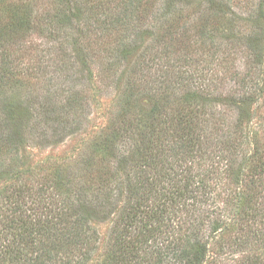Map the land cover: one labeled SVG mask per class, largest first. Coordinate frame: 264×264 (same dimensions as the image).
<instances>
[{
	"label": "trees",
	"instance_id": "trees-1",
	"mask_svg": "<svg viewBox=\"0 0 264 264\" xmlns=\"http://www.w3.org/2000/svg\"><path fill=\"white\" fill-rule=\"evenodd\" d=\"M176 1L167 0V5L159 9L150 8V16L154 21L149 25L139 21V17L148 10L140 3L135 6L120 2L117 9H105L94 17V22L101 25L98 30L122 37L123 47L132 42V37L138 36L139 41L152 37L148 51L142 53L138 78L135 76L123 89L120 118L125 126L116 127L104 141L99 142L98 151L106 163L110 165L115 160L119 167V171H116L108 165L100 184L104 185L107 178L108 186L105 190L108 197L118 190L124 191L126 196L125 200H121L122 205L118 206L104 255L96 264H207L210 246L218 235H226L225 232L235 230L243 222L255 220L257 224L264 223V211H256L254 214L255 208L246 221L252 204L248 200L250 193L259 188L264 194L263 161L256 184L249 189L245 188L249 193L246 195L241 189L236 193L238 202L230 200L229 204L236 207L233 214H226L228 205L225 209L217 205L221 193L216 190L222 191L225 181L231 177L240 182L242 180V172H234L236 161L233 158L226 160L223 157L225 152L220 148L225 147L232 155L239 157L236 153L241 143L225 140L223 135L216 140L217 143L208 135L212 133V125L215 123L214 115L209 117L208 111L215 103L205 98L212 95L210 86L203 88L198 81L207 75L206 69L197 71L194 67L197 59L190 56L181 59L179 56V53L188 52L195 45V52L209 53L210 63L221 58L227 59L236 48L231 44L236 41L232 36L236 29L233 19L235 13L229 4L222 1H205L206 5L201 3L193 12L195 20H198L196 27L202 31L192 34L190 22H182L181 18L174 15ZM257 2L254 10L255 25L248 31L244 47L249 50L248 53H257L258 66L261 67L264 66V0ZM73 10H65L63 16L53 18L60 26L58 33L74 24H81L75 23L80 21L79 12ZM204 19L207 21L203 22ZM131 24L134 26L131 27ZM125 29L130 31L129 35L123 34ZM54 32L50 31L54 40L56 35L61 40L64 38ZM92 33L90 30L83 32L86 39H82L81 43L85 42L87 48L75 43L80 52L75 54L84 58V65H89L86 52L90 48L88 41ZM225 40L231 45L226 44ZM63 47L59 48L58 59L52 64L56 68L59 65L55 74L66 70L68 57H74V54L65 53ZM120 55L118 53L116 57H108V62L118 59ZM9 60L3 59L0 79L9 70ZM30 70L27 68L28 74L33 75ZM46 70L43 68L44 73ZM182 90L191 92L181 98L179 92ZM261 92L262 89L253 90V96L249 94L244 97V101L228 100L229 106L236 107L247 118L249 105L258 102ZM143 95L150 101L148 110L140 106ZM183 105L187 111L180 113L178 108ZM55 113L56 109L51 108L45 123H41L56 126L61 118H55ZM9 120L10 123L15 122L14 113ZM246 121L240 117L235 122V128L242 129ZM80 123L82 121L77 124ZM61 125L67 128L62 122ZM213 128H218V134L219 131L225 132L222 127ZM19 135L12 132L11 136L0 141V185L7 182V186L5 184V187L0 188V264H89L98 251L99 241L97 232L88 225L90 215L94 216V212L87 211L82 201L75 205L76 201L86 197L88 191L81 187L69 195L62 179L56 182L53 179L30 189L33 191H29L27 201L24 189L30 186L23 181L25 175L16 173V169L11 164L6 165L2 157H9L14 149H19ZM43 136L44 140L48 139L46 132ZM252 159L243 157L241 167L251 164ZM198 161H202L204 167H199ZM196 165L199 173L193 175L192 170ZM174 170L176 173H171ZM157 171L165 174L158 176ZM120 173L124 183L115 187V176ZM176 177L179 180L175 182ZM212 177L208 182L207 179ZM111 212L117 211L114 209ZM213 216L219 219L209 225L207 222ZM263 236L261 233L259 238ZM234 245L247 251L249 238L238 243L233 241L230 248H235ZM243 261L239 259L236 264L250 263V260Z\"/></svg>",
	"mask_w": 264,
	"mask_h": 264
},
{
	"label": "rangeland",
	"instance_id": "rangeland-1",
	"mask_svg": "<svg viewBox=\"0 0 264 264\" xmlns=\"http://www.w3.org/2000/svg\"><path fill=\"white\" fill-rule=\"evenodd\" d=\"M205 1L210 0H187V2L178 0L175 3L174 15L176 18H181L182 22H190L192 34L199 31L196 27L198 20H195L193 12L201 3L206 5ZM217 1L229 4L235 13L233 19L236 29L232 36L236 41H232L231 44L236 48L233 54H230L227 59L221 58L210 63L209 53L195 52L197 47L194 45L188 52L179 53V56L182 57L181 59H184V56L197 59L194 66L197 71L206 69L207 75L198 81L203 88L210 86L212 95L205 98L215 103L208 111L209 117L213 114L215 118L212 133L208 135L210 134L215 142L223 135L225 140L230 139L231 142L241 143L240 150L236 153L240 155L239 157L232 155L225 147L220 148L225 152L223 157H226V160L233 158L236 161L234 172L237 174L240 173L239 171L242 172L241 182L231 177L232 179L225 181L226 185L223 186L222 191L216 190L221 193V196H218L217 205L224 209L228 205L229 210L226 214L230 216L233 214L232 211L236 210L233 204H229L230 200L238 202L236 193L241 189L246 195L249 193L245 188L249 189L256 184L261 171V162H264V66H258L257 53H248L249 50L247 51L244 47L245 41L248 40L247 33L255 25L256 11L254 10L259 0ZM120 2L135 6L140 3L146 7L148 10L139 17V21L146 25L154 21L150 16L152 11L150 8L159 9L162 5H167V0H0V67L4 58L10 59L9 70L3 73V79H0V141L8 135L11 136L12 132L20 133L21 140L18 150L14 149L9 157L6 155L2 157L6 165L11 164L10 166L16 169V173L25 175L23 181L28 182L30 186L24 189L27 201L29 191H33L30 189L37 188L53 179L55 182L62 179L64 189L68 190L69 195H73L72 192L81 187L88 191L86 197L80 201H76L74 196L73 198L76 201L75 205L82 201L87 211L94 212V216L90 215L91 220L88 225L97 232L99 241L98 251L89 264H96L103 257L117 217L118 206L122 205L121 200H125L126 196L124 191L118 190L108 197V192L105 190L108 186L107 178L104 185L100 184L109 162L106 163L99 153V142L104 141L116 127L125 126L120 118L123 89L135 76L138 78L139 65L143 60L142 53L148 51L152 39V37H145L144 40L139 41L138 36L132 37V42H128L127 46L123 47L122 37L98 30L101 25L94 22L95 15L105 9H117V4ZM65 10L79 12L80 21L75 23L81 24H74L71 28L63 29L58 33L60 26L53 21V18L57 15L63 16ZM51 21H53L52 25ZM206 21L207 19L203 20V22ZM132 26L134 24H131ZM51 30H55L54 33L64 38L61 40L56 35L54 40V36H50ZM88 30L93 33L88 41L90 48L86 52L89 65H84V58L75 54L80 53L75 43L87 48L88 45H85V42L81 43V40L86 39L83 32L86 33ZM124 31L126 32L123 34L129 35V30ZM227 42L225 40L226 44L231 45ZM61 46H64L62 49L65 53L74 54V57L73 59L68 57L66 70L61 71V74H55L54 71L59 65H56V68L52 64L58 59L57 52ZM118 53L119 55L121 53L118 59L108 62V57L112 55L116 57ZM27 68L32 69L30 71L33 75L28 74ZM43 68L47 69L45 73ZM21 69H25L24 72H18ZM256 89H262V95L260 93L258 102L249 105L247 109L249 117L244 118L239 109L229 106L228 100L244 101V97H248L249 94L253 96V90L255 92ZM189 92L191 90H182L179 95L182 98ZM82 99L84 101L81 102ZM79 103L82 105L79 106ZM140 104L143 109L148 110L150 101L143 95ZM185 107L183 105L178 108L180 113L187 111ZM51 108L56 109L54 117L61 118L56 126L42 124L45 123L47 112ZM13 113L15 122L10 123L9 118L13 117ZM240 117L247 121L239 130L235 128V122ZM81 121L82 123L77 124ZM61 122L67 128L62 126ZM216 126L222 127L225 132L219 131L218 134V128H213ZM45 132L47 140H44ZM119 156L121 157V154ZM243 157L250 160L252 157L255 158L252 159L251 164L241 167ZM198 165L204 167L202 161H198ZM108 167L119 171L115 160ZM197 169L196 165L192 170L193 175L199 173ZM172 172L176 173V170ZM121 173L115 176V187L124 183ZM157 174L161 176L165 173ZM174 179L175 182L179 180L177 177ZM212 179L213 177L207 181ZM6 183L2 182L0 188L5 187ZM12 183L16 185V182ZM15 185L14 187L17 188ZM213 186L216 185L213 184ZM250 195L248 200L252 204L246 221L249 220L250 213H253V208H255L254 214L257 213L256 211H264V194L261 190L259 188L252 190ZM100 203L105 206L103 207ZM114 209L116 213L111 212ZM215 219L219 218L213 216V219L207 223L210 225ZM255 222L254 220L240 223V227L228 233L225 232L226 235H218L210 246L207 264H236L239 259H243V262L250 260L249 264H264V236L259 238L261 233L264 234V223ZM248 238L250 245L246 248L247 251L235 245L233 246L235 248H230L233 241L238 243Z\"/></svg>",
	"mask_w": 264,
	"mask_h": 264
}]
</instances>
